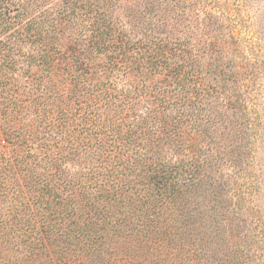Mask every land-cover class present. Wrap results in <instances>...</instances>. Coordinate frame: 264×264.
Segmentation results:
<instances>
[{
	"label": "trees",
	"instance_id": "16d2710c",
	"mask_svg": "<svg viewBox=\"0 0 264 264\" xmlns=\"http://www.w3.org/2000/svg\"><path fill=\"white\" fill-rule=\"evenodd\" d=\"M237 43L218 0H0V264H262Z\"/></svg>",
	"mask_w": 264,
	"mask_h": 264
},
{
	"label": "rangeland",
	"instance_id": "374dc122",
	"mask_svg": "<svg viewBox=\"0 0 264 264\" xmlns=\"http://www.w3.org/2000/svg\"><path fill=\"white\" fill-rule=\"evenodd\" d=\"M218 5L230 17L231 29L238 39L240 56L237 59H250L252 71L254 69L255 72V76L253 74L250 78L249 102L254 104L251 109L261 116L263 136L256 139L258 148L253 159L255 167L250 172H243L241 176L250 177L247 178V183L253 181L250 191L259 213L253 212L250 217L262 223L255 226L257 228L253 233L256 231V235L264 238V0H218ZM237 181L241 183L242 179ZM1 204L6 206L7 201L4 200ZM124 247L127 245L124 244ZM107 249V254L69 255L58 260L57 264H126L120 257L110 254V249Z\"/></svg>",
	"mask_w": 264,
	"mask_h": 264
}]
</instances>
